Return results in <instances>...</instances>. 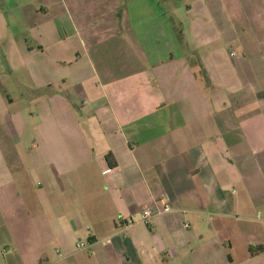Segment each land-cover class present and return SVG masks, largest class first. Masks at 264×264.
Instances as JSON below:
<instances>
[{"label":"crops","instance_id":"0c3cea01","mask_svg":"<svg viewBox=\"0 0 264 264\" xmlns=\"http://www.w3.org/2000/svg\"><path fill=\"white\" fill-rule=\"evenodd\" d=\"M0 264H264V0H0Z\"/></svg>","mask_w":264,"mask_h":264},{"label":"built area","instance_id":"2783aa9c","mask_svg":"<svg viewBox=\"0 0 264 264\" xmlns=\"http://www.w3.org/2000/svg\"><path fill=\"white\" fill-rule=\"evenodd\" d=\"M232 55L233 56L237 55V52L233 51L232 52ZM169 209H170V207L168 205H162L160 208H158L157 213H164V212L169 211ZM154 215H155V211L152 208H150V207H146V208H144L142 210L139 220H136L133 217L125 218L123 216H121L119 218V220L122 221V222H124V224L126 226H133V225H135L137 223H143L145 225H149V224H151V220H152V218H153ZM186 226L187 227H190L189 224H186ZM87 244L88 243L85 242V241H80L78 243V246L79 247H85V246H87Z\"/></svg>","mask_w":264,"mask_h":264}]
</instances>
